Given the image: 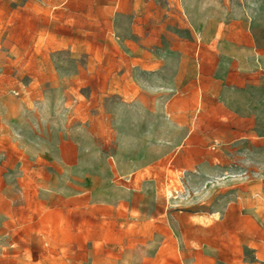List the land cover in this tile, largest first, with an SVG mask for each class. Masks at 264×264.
I'll list each match as a JSON object with an SVG mask.
<instances>
[{"label": "rangeland", "instance_id": "374dc122", "mask_svg": "<svg viewBox=\"0 0 264 264\" xmlns=\"http://www.w3.org/2000/svg\"><path fill=\"white\" fill-rule=\"evenodd\" d=\"M237 1L190 0L212 16L202 41L184 0H0V132L16 136L20 120L30 145L63 121L66 168L40 178L22 139L20 171L0 165V264H264V127L219 136L210 95L207 154L170 148L190 125L176 98L214 58L216 10ZM122 114L160 119V154L124 175ZM112 184L117 208L89 205Z\"/></svg>", "mask_w": 264, "mask_h": 264}, {"label": "crops", "instance_id": "0c3cea01", "mask_svg": "<svg viewBox=\"0 0 264 264\" xmlns=\"http://www.w3.org/2000/svg\"><path fill=\"white\" fill-rule=\"evenodd\" d=\"M189 2L184 0V7L192 30L202 41H209V20L212 16L202 11L198 17ZM215 17L217 25L212 38L214 58L211 62L205 59L201 63L196 77L192 79L189 93L183 98H176L177 106L188 108L190 125L182 135L170 141V148L173 157L177 158L179 153H183L191 162L195 161L197 155L207 154L212 138L207 109L210 95L218 108L214 114L216 120L224 125L219 136L224 135L229 141L241 137H232L233 133L243 132V137H251L252 132L264 127V0H239L230 6H220ZM182 99L184 104L180 102ZM194 110L199 115L195 113L192 116ZM196 118L199 120L194 126ZM19 121L16 123V136L10 132H0V150L8 148L13 152L7 154V159L0 158V165L5 163L8 171H20V167L16 166L18 153L15 152V144L20 139L19 142L23 140L22 145L19 143L23 150L31 155L32 163L38 165L33 167L34 170L44 171L40 178L63 180L66 173L63 121L61 125L59 122L56 125L53 140L34 134L30 145L24 142V131L18 129ZM113 126L119 140L118 154L129 155L125 161L127 166L116 160L120 175L137 171L154 159L147 155L160 154V144L156 142L160 140L159 117L156 120L154 117L153 120H140L138 116L122 114L113 120ZM3 140L8 141L6 147ZM10 140H14V144ZM95 187L90 189L88 203L96 208H117L126 197L115 184L110 190L106 188L104 196L98 195L99 188Z\"/></svg>", "mask_w": 264, "mask_h": 264}]
</instances>
